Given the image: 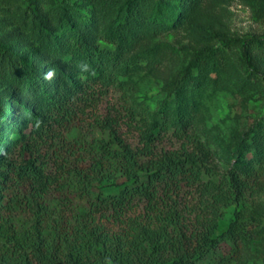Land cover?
I'll list each match as a JSON object with an SVG mask.
<instances>
[{"label":"rangeland","instance_id":"1","mask_svg":"<svg viewBox=\"0 0 264 264\" xmlns=\"http://www.w3.org/2000/svg\"><path fill=\"white\" fill-rule=\"evenodd\" d=\"M155 1L137 0L130 7L129 0H0V46L25 66L45 65L49 47L60 43L69 29L83 31L98 42L110 34L120 40L124 36L122 53L133 62L119 70L125 88L116 86L102 95L95 110L64 132L66 141L56 139L42 148L56 184L39 201L28 184H10L5 190L11 207L0 209V264H17L19 255L35 245L38 230L49 235L62 222L67 227L90 223L91 205L107 184L81 180L71 173L90 164L87 151L76 149L109 138L96 125L97 116L116 111L124 116L134 105L169 111L186 105L192 108L198 118L191 132L208 141L207 164L212 172L203 176L199 187L184 190L182 204L200 211L213 203V194L222 192L225 202L216 205L221 212L218 233L227 231L234 216H239L236 239L223 243L230 255L225 264H264V188L248 191L235 202L227 176L238 137L250 133L249 156L264 153V0H167L175 12V22L167 28L153 21ZM62 9L70 19L60 29ZM26 12L36 17L35 27L25 26L22 15ZM47 29L61 37L51 40ZM252 39L261 42L251 45ZM24 72L9 73L7 63L0 70V147L10 137L3 149L12 146L13 159H18L20 135L9 128L10 135L1 131L24 122L30 99L18 87ZM180 78L184 80L178 86ZM121 132L137 146L136 131L124 126ZM179 145L168 136L160 148ZM262 171L259 179L264 183V167Z\"/></svg>","mask_w":264,"mask_h":264},{"label":"trees","instance_id":"2","mask_svg":"<svg viewBox=\"0 0 264 264\" xmlns=\"http://www.w3.org/2000/svg\"><path fill=\"white\" fill-rule=\"evenodd\" d=\"M129 1L132 7L137 0ZM154 11L156 24L163 28L174 24V7L167 0H156ZM58 14L62 29L70 15L65 9ZM22 20L27 27L36 25V17L27 12ZM64 33L60 43L49 47L45 65L25 66L0 46V70L6 63L9 73L24 69V80L18 87L24 96H30L24 122L1 131L6 136L11 130L20 135V151L18 159H13L12 146L3 149L10 137L0 147V209L11 207L5 195L10 184H28L39 201L56 184L48 173L50 162L42 148L56 139L66 141L64 132L95 110L102 95L116 86L125 88L119 70L133 62L122 53L124 36L120 40L110 34L98 42L77 29ZM48 34L51 40L61 37L49 29ZM260 42L252 39L249 44ZM45 66L50 69L39 74ZM49 70L54 75L45 79ZM183 80L176 84L180 86ZM2 101L0 96V106ZM191 109L189 105L175 111L134 105L124 116L119 111L97 116L96 125L107 131L109 138L80 145L76 151L86 150L90 164L71 171L81 180L107 184L106 191L98 193L91 205L90 223L67 227L62 222L49 235L38 230L35 245L19 255L17 264H107L108 260L112 264H225L230 255L223 243L236 239L239 216H234L227 231L218 233L221 212L216 205L225 202L222 192L213 194V203H206L200 211L182 204L184 190L199 187L203 176L212 172L207 164L208 141L193 137L191 132L198 118ZM37 121L41 122L38 128ZM124 126L137 132V146L123 137ZM168 136L175 138L179 147L160 148ZM250 138V133H245L236 139L227 169L230 197L235 202L248 191L264 188L259 179L264 153L248 155Z\"/></svg>","mask_w":264,"mask_h":264},{"label":"clouds","instance_id":"3","mask_svg":"<svg viewBox=\"0 0 264 264\" xmlns=\"http://www.w3.org/2000/svg\"><path fill=\"white\" fill-rule=\"evenodd\" d=\"M87 70V69H85ZM54 75V72L52 70H49L46 74H45V79H51ZM40 121H37L36 123V127L38 128L40 126ZM107 264H112V262L110 260L107 261Z\"/></svg>","mask_w":264,"mask_h":264}]
</instances>
